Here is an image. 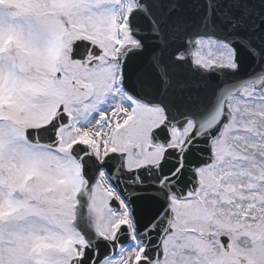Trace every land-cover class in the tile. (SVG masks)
<instances>
[{
  "label": "snow or ice",
  "instance_id": "1",
  "mask_svg": "<svg viewBox=\"0 0 264 264\" xmlns=\"http://www.w3.org/2000/svg\"><path fill=\"white\" fill-rule=\"evenodd\" d=\"M0 264H264V0H0Z\"/></svg>",
  "mask_w": 264,
  "mask_h": 264
}]
</instances>
